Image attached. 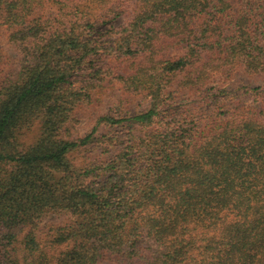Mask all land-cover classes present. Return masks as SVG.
<instances>
[{
	"label": "trees",
	"instance_id": "1",
	"mask_svg": "<svg viewBox=\"0 0 264 264\" xmlns=\"http://www.w3.org/2000/svg\"><path fill=\"white\" fill-rule=\"evenodd\" d=\"M121 1L0 0L21 54L0 85V264H18L6 249L27 226L26 264H264V117L240 100L204 118L177 106L215 103L226 93L209 84L216 75H264V0H125V14ZM46 3L55 11L40 13ZM104 81L148 105L70 137L74 108ZM35 119L22 149L16 131ZM87 144L99 151L76 165ZM48 210L71 219L51 239L71 242L53 261L34 255Z\"/></svg>",
	"mask_w": 264,
	"mask_h": 264
},
{
	"label": "rangeland",
	"instance_id": "2",
	"mask_svg": "<svg viewBox=\"0 0 264 264\" xmlns=\"http://www.w3.org/2000/svg\"><path fill=\"white\" fill-rule=\"evenodd\" d=\"M121 3L124 8H127L121 13L125 14V12L130 10L127 4H129V6L132 4L129 3V0L127 4L125 0H122ZM49 11H55L54 6L46 3L40 8V13L47 14ZM104 12L105 9L100 11L101 14H104ZM121 21L122 17L117 15L116 17H109L103 23L97 25V31H104L110 28V26L118 25ZM13 30L12 27L8 26L7 23H3L0 19V85L5 79L14 77L18 69V64L20 63V48L15 41L11 39ZM85 74V71L78 72L73 77V80L80 81L85 79ZM222 78L216 75L209 80V84L221 85L226 90L224 91L226 92L225 94L216 96L217 101H214L215 103H213V101L201 103L198 95H190L189 97H180L177 106L191 111L194 114V118L200 116L204 118L212 109L214 112L216 111L220 114V110L216 109L215 106L222 105L224 110L231 109L233 102L235 103L240 100L253 107L258 114L261 113V115H259L260 117H264V75L255 76L238 71L228 78ZM210 100H212L211 97ZM202 101H205V99ZM147 105L148 99L144 93L127 91L123 88L122 84L117 81H104L101 86L95 87L91 91V99L89 102L80 103L74 108L72 120L67 123V129L70 137H81L92 130L93 126L96 124L97 117L102 114L128 116L143 110ZM39 131L40 122L38 119L19 128L16 131V139L19 142L20 148L23 149L31 144L38 136ZM97 132L104 133L108 136L114 135L118 138H123L126 134V128L123 126L99 125L97 127ZM98 151V145L87 144L80 148V150L72 153L70 158L76 165H79L83 159H87ZM70 221V216L67 213L52 210L44 212L41 217L36 220L32 229L36 235V242L38 244V250L34 255L37 256L41 253L45 255L46 259L53 261L60 252L68 248L71 245L70 241L57 244L51 239H54L55 233ZM28 230V226L21 228L14 242L6 249V252H8L15 261H18V264H26L25 258L27 256L28 259H30L27 254L29 252L23 245V236ZM39 250L40 252L38 253Z\"/></svg>",
	"mask_w": 264,
	"mask_h": 264
}]
</instances>
